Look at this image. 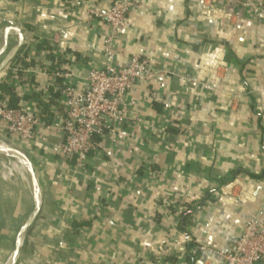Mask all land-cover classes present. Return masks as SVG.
<instances>
[{
    "label": "crops",
    "instance_id": "obj_1",
    "mask_svg": "<svg viewBox=\"0 0 264 264\" xmlns=\"http://www.w3.org/2000/svg\"><path fill=\"white\" fill-rule=\"evenodd\" d=\"M121 1L131 7L114 65L138 56L155 76L127 94L136 108L77 163L58 154L52 126L64 119L62 89H86L105 63L110 29L89 12L112 1L0 0V50L22 42L0 83L18 109L47 113L28 143L0 121V137L29 155L42 187L15 264H223L251 216L264 221V0ZM25 168L28 179L0 170V264L34 211ZM204 244L213 252L201 253Z\"/></svg>",
    "mask_w": 264,
    "mask_h": 264
},
{
    "label": "built area",
    "instance_id": "obj_2",
    "mask_svg": "<svg viewBox=\"0 0 264 264\" xmlns=\"http://www.w3.org/2000/svg\"><path fill=\"white\" fill-rule=\"evenodd\" d=\"M112 1L103 13L90 11L89 16L102 20L110 29V36L104 41L105 63L100 69L91 70L86 77V89L77 90L64 87V119L53 124L62 136L57 152L64 158H75L77 163L85 161L96 137L105 132L114 134L115 127L127 120L137 103L126 100V96L136 86L149 83L155 76L149 62L133 56L125 67L114 65L111 46L115 36L125 27L126 17L131 4L127 1ZM252 3V0H246ZM257 10L262 4L257 3ZM0 121L6 132L21 143L34 140L36 129L40 126V117L20 109L0 105ZM184 241H190L183 236ZM201 253H212L206 244L199 245ZM223 264H264V221L258 215L251 216L236 242L232 252L219 254Z\"/></svg>",
    "mask_w": 264,
    "mask_h": 264
},
{
    "label": "water",
    "instance_id": "obj_3",
    "mask_svg": "<svg viewBox=\"0 0 264 264\" xmlns=\"http://www.w3.org/2000/svg\"><path fill=\"white\" fill-rule=\"evenodd\" d=\"M15 32L17 33V31ZM9 47H12V50L10 52L7 51ZM21 47L22 42H4V46L0 50V57H3V60L0 62V78L2 77L4 70L10 64V62L16 57ZM14 147L15 150L6 151L3 154V157L6 159V162L0 163V169H6L9 166H13L14 162L24 164L29 167L30 173L34 177V211L29 220L27 221L26 225L24 226L13 251L10 253L4 264H15L17 262L22 248L24 247L25 243L27 242V240L32 235L35 229V225L39 217L42 205V187L37 168L34 162L29 157V155H27L23 150L18 149L16 146Z\"/></svg>",
    "mask_w": 264,
    "mask_h": 264
},
{
    "label": "trees",
    "instance_id": "obj_4",
    "mask_svg": "<svg viewBox=\"0 0 264 264\" xmlns=\"http://www.w3.org/2000/svg\"><path fill=\"white\" fill-rule=\"evenodd\" d=\"M3 95H9V105H6L9 108H13V109H18V97H16L14 95V92L12 91L11 88H9L8 84L5 82L0 83V100L3 99ZM1 105V104H0ZM44 105L40 106V109H42L39 113L38 116L40 117V119H42V121L46 119L47 117V113L44 111ZM49 115V113H48ZM44 116V117H43Z\"/></svg>",
    "mask_w": 264,
    "mask_h": 264
},
{
    "label": "bare ground",
    "instance_id": "obj_5",
    "mask_svg": "<svg viewBox=\"0 0 264 264\" xmlns=\"http://www.w3.org/2000/svg\"><path fill=\"white\" fill-rule=\"evenodd\" d=\"M0 143H2V144H0V149L2 150V151H4V152H6L7 151V149H6V146L5 145H10L11 147H13L14 149H15V147H14V145L12 144V143H10L9 141H6L4 138H2V137H0ZM23 167L22 168H20V172H21V174H22V176L24 177V178H26V179H28V175H27V173H26V168H25V165L24 164H21ZM30 182H32L33 183V181L30 179ZM32 193H34V191H32Z\"/></svg>",
    "mask_w": 264,
    "mask_h": 264
},
{
    "label": "rangeland",
    "instance_id": "obj_6",
    "mask_svg": "<svg viewBox=\"0 0 264 264\" xmlns=\"http://www.w3.org/2000/svg\"><path fill=\"white\" fill-rule=\"evenodd\" d=\"M12 144L14 145L15 143H12ZM14 146H16V145H14ZM0 152L3 153V154L5 153L2 150H0ZM0 170H3L6 173H10L12 175V178H15V179H19L20 176H21V173L17 170V168H13L12 166H9L6 169H0Z\"/></svg>",
    "mask_w": 264,
    "mask_h": 264
}]
</instances>
